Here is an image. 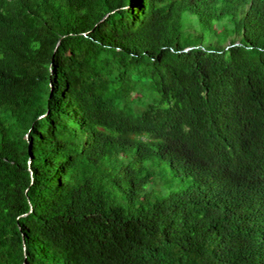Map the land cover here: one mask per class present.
Here are the masks:
<instances>
[{"label":"trees","instance_id":"trees-1","mask_svg":"<svg viewBox=\"0 0 264 264\" xmlns=\"http://www.w3.org/2000/svg\"><path fill=\"white\" fill-rule=\"evenodd\" d=\"M0 264H264V0H0Z\"/></svg>","mask_w":264,"mask_h":264}]
</instances>
